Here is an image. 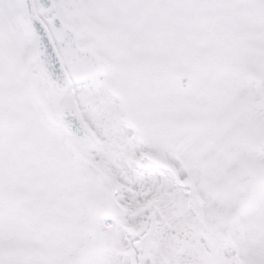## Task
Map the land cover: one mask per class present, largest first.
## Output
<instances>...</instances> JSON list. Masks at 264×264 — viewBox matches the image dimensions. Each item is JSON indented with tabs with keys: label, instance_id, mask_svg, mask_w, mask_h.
Returning <instances> with one entry per match:
<instances>
[{
	"label": "snow or ice",
	"instance_id": "snow-or-ice-1",
	"mask_svg": "<svg viewBox=\"0 0 264 264\" xmlns=\"http://www.w3.org/2000/svg\"><path fill=\"white\" fill-rule=\"evenodd\" d=\"M0 264H264V0H0Z\"/></svg>",
	"mask_w": 264,
	"mask_h": 264
}]
</instances>
